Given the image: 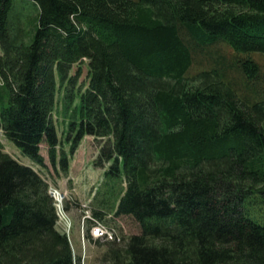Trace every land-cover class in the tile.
Wrapping results in <instances>:
<instances>
[{
  "label": "trees",
  "instance_id": "1",
  "mask_svg": "<svg viewBox=\"0 0 264 264\" xmlns=\"http://www.w3.org/2000/svg\"><path fill=\"white\" fill-rule=\"evenodd\" d=\"M60 88L71 150L97 142L93 215L140 229L94 264H264V0H0V132L37 166ZM56 221L0 144V264H74Z\"/></svg>",
  "mask_w": 264,
  "mask_h": 264
},
{
  "label": "rangeland",
  "instance_id": "2",
  "mask_svg": "<svg viewBox=\"0 0 264 264\" xmlns=\"http://www.w3.org/2000/svg\"><path fill=\"white\" fill-rule=\"evenodd\" d=\"M78 69L80 70L78 83L80 84L82 90H84L88 85V60L85 59L82 62L72 66L70 75L75 74ZM65 88L66 85L64 86V90ZM61 89L62 88H60L57 92V107L55 112L53 113L52 118L57 129L59 139V145L54 149V163L50 161L48 148L45 144L40 145V155L43 157L42 166L35 165L27 157L23 156L21 151L9 140H7L1 132L0 144L3 147V151L15 161L24 166L31 167L34 171L38 172L41 177L48 183L50 187L49 192L51 191L50 189L54 187L60 192L62 196L66 195L67 199L63 202V207L66 210V214L70 218L71 224H73L72 217H79V204L84 197H81V194L79 192L73 191L75 175L79 177H81L82 175L87 176L86 171H88L87 174L91 175V178H88V176L86 177L87 181H85V183L89 182L88 184H86L87 188H84L83 184H81L77 189V191L80 192L87 191L86 196H88L90 193H93V195L96 194V188L99 186L102 180L104 171H102L100 168L94 167V159L97 155V142H95L92 137L85 136L80 140L78 146L74 150H71L75 131H72L71 133L69 132L68 123L71 120V114L68 112L66 115H64L67 116V118L63 116V91ZM79 96V92L75 93V102L77 105L79 103ZM63 156L66 157L68 162V171L66 173L62 172L60 166V160L63 158ZM71 161H73V163H76L77 167H73L72 164H70ZM69 168L71 169L69 170ZM69 172H71V174ZM92 199L93 196L91 198V201ZM95 208L96 207H93L92 204V211ZM102 219L108 225L114 226L119 229L120 234L124 237V239L128 236L138 234L140 231L137 223L126 216H114L113 214H105ZM60 223L61 222L58 219L56 228L59 231L62 230L61 226L59 225ZM69 237L71 243L74 246V249L72 248L74 264H94L102 251L99 243L97 241L94 242L92 239H88L82 245L80 235L79 239H77L74 234V225ZM86 238H88L87 232ZM79 256L80 258H78Z\"/></svg>",
  "mask_w": 264,
  "mask_h": 264
},
{
  "label": "built area",
  "instance_id": "3",
  "mask_svg": "<svg viewBox=\"0 0 264 264\" xmlns=\"http://www.w3.org/2000/svg\"><path fill=\"white\" fill-rule=\"evenodd\" d=\"M50 195L55 201L57 222L60 220V226L63 232L69 237L72 229L70 218L66 214L63 207L64 197L54 188L50 189ZM81 218L79 225V233L82 245L86 239V232L88 231L90 238L99 242H120L121 235L118 229L114 226L108 225L103 221L97 220L91 216L90 207L88 203H84L80 209ZM82 259V257H81Z\"/></svg>",
  "mask_w": 264,
  "mask_h": 264
},
{
  "label": "crops",
  "instance_id": "4",
  "mask_svg": "<svg viewBox=\"0 0 264 264\" xmlns=\"http://www.w3.org/2000/svg\"><path fill=\"white\" fill-rule=\"evenodd\" d=\"M70 164H72V166L73 167H77V165H76V163H73V161H71L70 162ZM71 168H69V170H70ZM102 171H103V169H101ZM87 172L88 171H86V175L88 176V178H91V175L90 174H87ZM70 174H71V172H69ZM87 176H84V175H82L81 177H79V176H77V175H75V177H74V189H73V191H75V192H79L80 194H81V197H85V195H87L86 193H87V191H85V192H80V191H77V189H78V186L79 185H81V184H83V186H84V188H87L86 187V184H88V183H85V181H87V179H86V177ZM85 183V184H84ZM60 186H62V185H60ZM83 197V198H84ZM70 211V210H69ZM72 219H73V225H74V234H75V236H76V238L77 239H79V234H78V226H79V217L77 218L76 216L74 217H72ZM70 242H71V240H70ZM71 245H72V247H73V249H74V246H73V244L71 243ZM76 248V247H75ZM77 249H78V247H77ZM80 250V249H79Z\"/></svg>",
  "mask_w": 264,
  "mask_h": 264
},
{
  "label": "bare ground",
  "instance_id": "5",
  "mask_svg": "<svg viewBox=\"0 0 264 264\" xmlns=\"http://www.w3.org/2000/svg\"><path fill=\"white\" fill-rule=\"evenodd\" d=\"M90 213H91V216L93 217V218H95V219H97V220H100V219H98V218H96L94 215H93V212H92V207L90 208ZM100 221H103V219H101ZM104 223H106L105 221H103ZM107 224V223H106ZM118 231L120 232V230L118 229ZM87 233H88V231H87ZM121 235V234H120ZM90 236H89V233H88V238H89ZM121 238H122V236H121ZM112 242H114V241H112ZM121 242V241H120ZM117 243H119V242H117Z\"/></svg>",
  "mask_w": 264,
  "mask_h": 264
}]
</instances>
